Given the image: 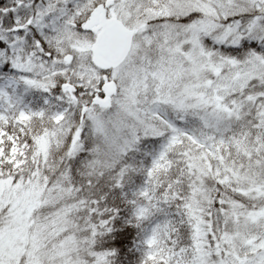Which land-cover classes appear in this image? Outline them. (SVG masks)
I'll return each mask as SVG.
<instances>
[{
  "label": "snow or ice",
  "instance_id": "snow-or-ice-1",
  "mask_svg": "<svg viewBox=\"0 0 264 264\" xmlns=\"http://www.w3.org/2000/svg\"><path fill=\"white\" fill-rule=\"evenodd\" d=\"M0 264H264V0H0Z\"/></svg>",
  "mask_w": 264,
  "mask_h": 264
}]
</instances>
